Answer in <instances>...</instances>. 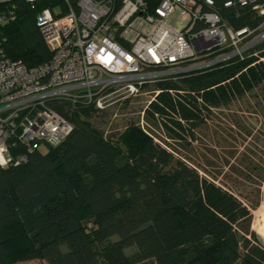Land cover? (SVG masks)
Here are the masks:
<instances>
[{
	"label": "trees",
	"instance_id": "obj_1",
	"mask_svg": "<svg viewBox=\"0 0 264 264\" xmlns=\"http://www.w3.org/2000/svg\"><path fill=\"white\" fill-rule=\"evenodd\" d=\"M13 2L15 20L0 26L6 56L47 61L32 9ZM221 14L256 33L264 20L246 8ZM162 87L173 94L163 91L147 120L184 148L134 125L104 135L99 113L63 104L56 110L73 128L58 145L0 166V264L18 228L46 264H264V239L251 228L264 186V40Z\"/></svg>",
	"mask_w": 264,
	"mask_h": 264
},
{
	"label": "built area",
	"instance_id": "obj_2",
	"mask_svg": "<svg viewBox=\"0 0 264 264\" xmlns=\"http://www.w3.org/2000/svg\"><path fill=\"white\" fill-rule=\"evenodd\" d=\"M13 1L0 0V26L15 20ZM21 1L51 55L27 67L7 57L0 40L1 167L23 163L39 145L56 146L71 132L56 110L63 104L117 117L138 103L133 125L150 135L146 111L163 91L173 94L162 86L242 59L264 40V29H233L221 14L246 8L264 17V0Z\"/></svg>",
	"mask_w": 264,
	"mask_h": 264
},
{
	"label": "rangeland",
	"instance_id": "obj_3",
	"mask_svg": "<svg viewBox=\"0 0 264 264\" xmlns=\"http://www.w3.org/2000/svg\"><path fill=\"white\" fill-rule=\"evenodd\" d=\"M256 30L261 31L264 29V20L258 23ZM140 105L138 103H128L123 106L117 112V117H113L111 113H104L105 115H101L103 113L96 112L95 110H91V113L97 114L96 117L98 120L99 128L104 130V135L113 134V136L120 137L122 133L128 128V126L133 125L138 118V110ZM221 108L215 109V111H219ZM233 109V107H232ZM225 111V110H224ZM262 121V119H259ZM150 132H152L153 139L156 143L162 146H170L174 148H184L180 142L173 141L169 138L164 137V133L161 131L160 127H156L154 123L151 121L148 122ZM151 128V129H150ZM159 133L160 138L155 137L153 134ZM245 144V143H244ZM195 147H199L198 142H194ZM212 146V144H209ZM239 149L242 148V144H237ZM39 150H45L43 145L38 146ZM87 212H85V216ZM252 225L251 228L255 231L262 239H264V186H262V199L258 207L252 210ZM88 228H94V225L90 220L87 221ZM9 247H10V262L9 264H46L43 260L32 258V244L28 234L22 229L18 228L12 232L9 239ZM134 250L133 247H129L125 249V253H131Z\"/></svg>",
	"mask_w": 264,
	"mask_h": 264
}]
</instances>
